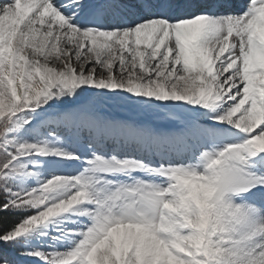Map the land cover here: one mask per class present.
<instances>
[{"label":"snow or ice","instance_id":"6c2138e0","mask_svg":"<svg viewBox=\"0 0 264 264\" xmlns=\"http://www.w3.org/2000/svg\"><path fill=\"white\" fill-rule=\"evenodd\" d=\"M0 264H264V0H0Z\"/></svg>","mask_w":264,"mask_h":264}]
</instances>
